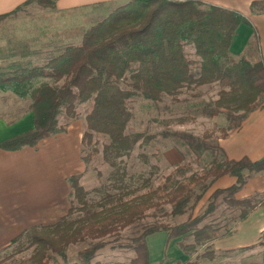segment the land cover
Listing matches in <instances>:
<instances>
[{
  "label": "trees",
  "instance_id": "obj_1",
  "mask_svg": "<svg viewBox=\"0 0 264 264\" xmlns=\"http://www.w3.org/2000/svg\"><path fill=\"white\" fill-rule=\"evenodd\" d=\"M55 1L28 0L22 6L36 3L55 10ZM256 5L261 4L253 3L252 8ZM22 6L0 16V21ZM242 23L245 20L240 14L198 0H127L83 31L79 44L53 41L44 52L28 51L27 47L26 51L0 59V92L29 97L28 111L33 113V129L0 143L2 150L33 148L46 137L66 132L68 123L79 115L77 108L88 104L82 135L86 171L91 158L99 154L97 137L108 140L102 147V158L117 169L116 160L127 157L139 142L153 139L144 134H126L132 119L130 104L135 97L155 104L164 98L177 102L183 93L211 85L219 91L208 115H224L227 122L217 134L205 132L200 139L188 133H170L197 159L203 152L212 156L208 169L199 175L183 179L189 168L176 165L161 184L146 192H140V188L128 190L122 183L113 186L115 193L96 188L93 191L101 193L102 198L93 204L87 202L88 192L80 185L84 174L71 177L72 199L67 216L53 225L26 232L34 249L24 264H55L56 256L66 259L67 247L85 242H89L88 246L77 254L80 264H98L94 259L107 245L112 250L132 253L128 264H150L146 238L159 232H165L168 241L181 239L179 246L189 257L196 247L206 246L202 256L212 259L210 244L230 235L231 230L219 234L217 224H203L204 220L220 205L238 212L236 223L264 206V195L235 198L252 174L264 175V158L231 161L218 144L264 99L262 61L229 56L232 38ZM35 83H39L38 87L28 93ZM61 114L65 123L59 125ZM116 174L111 178L115 179ZM121 175L124 177V172ZM224 176L233 177L234 185L215 190L199 216H190L175 226L149 225L120 241V232L138 224L150 211L167 205L172 217L185 215ZM75 212L82 216L72 219ZM113 236L115 240H107ZM184 264L192 263L188 259Z\"/></svg>",
  "mask_w": 264,
  "mask_h": 264
},
{
  "label": "crops",
  "instance_id": "obj_2",
  "mask_svg": "<svg viewBox=\"0 0 264 264\" xmlns=\"http://www.w3.org/2000/svg\"><path fill=\"white\" fill-rule=\"evenodd\" d=\"M28 0H0V16L13 12ZM127 0H56L55 10L68 13L94 7H112ZM207 5L219 7L240 14L245 23L239 25L229 48V56L260 59L264 65V0H198ZM253 3H260L252 8ZM263 3V4H262ZM80 42V38L78 39ZM53 41L43 47L50 46ZM79 44V43H77ZM31 50V48H28ZM20 101L11 93L0 95L1 100ZM3 97V98H2ZM13 102L1 107L0 143L33 129V113L24 111L17 117L12 115ZM69 122L66 132L51 135L31 147L16 151L0 149V254L14 240L32 228L40 229L57 223L67 216L72 189L69 179L84 174L80 185L84 188L87 176L82 161V135L85 115ZM9 115V116H8ZM217 115V114H216ZM220 128H225L226 120ZM61 125V123H59ZM225 157L231 161L243 158L258 161L264 158V99L262 104L249 113L240 126L230 132L225 139L218 141ZM179 164V163H178ZM235 179L224 176L216 180L208 192L209 196L219 189L233 186ZM264 195V175L252 174L246 185L235 198L247 199L253 195ZM264 206L255 208L244 221L235 224L230 235L217 239L210 244L214 251L207 264H264ZM181 239L168 241L165 232H159L146 238L150 264H184L188 259L179 246ZM109 255L111 258H106ZM120 253L102 252L94 259L98 264H128L120 261Z\"/></svg>",
  "mask_w": 264,
  "mask_h": 264
},
{
  "label": "rangeland",
  "instance_id": "obj_3",
  "mask_svg": "<svg viewBox=\"0 0 264 264\" xmlns=\"http://www.w3.org/2000/svg\"><path fill=\"white\" fill-rule=\"evenodd\" d=\"M115 7L101 6L59 13L52 8H41L36 3L22 6L15 14L0 21V59L9 54L26 51L27 47L34 51H42L43 47L50 41L77 44L79 43L78 36L83 31L104 19ZM187 50L189 51V48ZM34 59L35 57L32 58L33 61ZM38 84L31 85L28 93L38 87ZM218 91L219 88L216 85L205 86L191 93H183L178 97L177 102L164 98L158 104L147 101L142 97H135L130 104L132 119L126 134H144L145 136H153V139L148 143L139 142L127 157L116 160L117 169H115L105 163L102 158V147L108 143V140L103 137L95 138L99 154L91 158L92 161L87 169L85 185H83L88 192L87 202L93 204L102 198V194L94 192V189L102 188L110 193H115L117 190L113 186L120 183L128 190L140 188V192H146L148 189H153L161 184L163 177L169 175L176 165H185L189 168L183 179L191 175H199L202 171L208 169L212 161V156L209 153L203 152L197 159L190 149L184 146L185 144L175 140L170 136V133H188L199 139L205 132H216L217 134L225 117L221 114L209 117L208 111L217 99ZM9 93L11 92H0V95ZM195 94L198 97H192ZM8 96L10 100H1L0 106L2 108L7 106V109L11 110L8 104L9 102L14 103L11 104L13 114L8 115L10 118L17 117V115L28 110L29 97L20 101H12L11 97L13 96ZM85 109L86 107L77 108V113L81 115L80 118L84 115L83 111L85 112ZM3 113H5L4 110L0 111L1 115ZM58 120L61 124L65 123L62 114L59 115ZM114 172L117 174L115 179H112L111 174ZM122 172H124V177L121 175ZM97 173H99V176ZM183 179L181 178L179 181ZM112 182H115V184ZM209 194L210 192L205 193L194 208L188 209L187 213L180 217H172L170 215L171 208L167 205L157 211H150L147 217L138 224L120 232V241L132 237L149 225L163 223L175 226L190 216L192 218L199 216L206 207L210 197ZM80 216L82 214L75 212L72 219ZM237 216L238 212L229 211L224 205H220L213 215L204 220L203 224H217L221 228L220 234L233 229ZM115 239L116 237L113 236L107 240L112 241ZM190 242L188 241V243ZM30 243V237L28 233H25L0 254V264H24L33 253L34 248ZM88 244L89 242H85L67 247L66 259L63 260L56 256L55 264H80L77 254ZM102 252H106V254L120 253L121 255L118 256L120 261L128 260L129 255H131L130 252L124 250H112L111 245L105 246L97 256ZM204 252H206V246L196 247L189 257L190 262L192 264H207L209 257L202 256ZM209 252L214 253L212 248ZM106 258L110 259L111 256L107 255Z\"/></svg>",
  "mask_w": 264,
  "mask_h": 264
}]
</instances>
